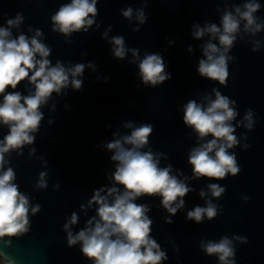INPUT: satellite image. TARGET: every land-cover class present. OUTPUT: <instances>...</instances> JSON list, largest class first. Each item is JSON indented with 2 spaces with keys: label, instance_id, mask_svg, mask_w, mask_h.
Instances as JSON below:
<instances>
[{
  "label": "water",
  "instance_id": "water-1",
  "mask_svg": "<svg viewBox=\"0 0 264 264\" xmlns=\"http://www.w3.org/2000/svg\"><path fill=\"white\" fill-rule=\"evenodd\" d=\"M66 2L70 0H0V13L6 14V18L23 13L25 20L20 31L30 36L29 25L42 30L44 43L52 49L49 59L53 65L60 60L73 65L91 61L98 66L96 72L85 70L82 91L69 88L67 95L53 94L42 109L44 120L30 147L36 148V156L44 157L47 168L36 156L29 157L28 146L23 149V156L13 152L9 157L20 191L30 196L33 205L40 204L41 210L31 217L29 233L13 238L10 247L0 244V252L14 264H91L80 252L79 245L67 246L63 224L75 211L80 219L73 231L84 227L86 220L95 215V206L85 214L80 205L87 203L95 189L111 186L106 179L114 171L111 153L95 145L110 141L114 131L127 133L129 130L122 127L124 122L151 123L154 131L149 147L169 157L161 159V166L171 163L174 170H182L190 177L192 170L187 153L195 146L196 136L183 124L182 106L190 99L200 102L201 96L211 94L215 87L236 101L237 120L249 108L255 113L254 129L239 127L235 133L238 138L246 133L247 141L241 139V145L246 142L250 147L244 150L238 145L230 150L237 156L240 173L221 181L190 180L189 186L196 191L184 198L185 208L172 217V224L164 222L168 214L159 207L158 197H142L137 203L151 207L148 213L153 220L151 234L168 255L164 264H218L215 256L201 251L199 243L233 234L248 239L247 244H236V264H264V46L252 52V44L246 42L250 38L241 41L238 37L229 53L235 60L229 62L230 77L224 87L196 72L202 58L199 45L208 37L194 40L191 26L193 23L203 26L206 21L219 24L217 9H224L225 0H148L146 6L143 0H98L99 29L93 25L87 33H74L69 38L71 43L51 30V15ZM243 2L227 0L229 8ZM259 2L264 5V0ZM129 6L133 9L143 6L148 17L139 32L132 31L137 25L134 19L130 23L121 15V10ZM256 15L264 18V7ZM3 23L4 19H0V25ZM109 25L112 27L109 37L122 35L125 46L139 49L141 58L145 52L160 53L172 78L156 88H144L137 76V66L129 63L131 54L123 61L114 59L111 46L102 39L101 34ZM16 31L13 30L14 35ZM254 39L264 42V32ZM170 40L175 41L171 46ZM190 45L192 53L187 51ZM84 51L87 55L81 56ZM105 76L109 77L107 83L103 81ZM97 77L101 79L97 81ZM25 84L22 82L17 88L22 94H27ZM53 104L55 112L50 111ZM49 119L54 120L52 125L48 124ZM7 131L0 126V139ZM41 171L48 172V187L44 190L35 187ZM57 183L60 187L54 191L53 185ZM208 183L226 188L221 198L213 200L221 206L223 214L200 224L186 220L188 210L204 206L198 192L201 188L206 190ZM244 196L249 200L245 201Z\"/></svg>",
  "mask_w": 264,
  "mask_h": 264
},
{
  "label": "clouds",
  "instance_id": "clouds-1",
  "mask_svg": "<svg viewBox=\"0 0 264 264\" xmlns=\"http://www.w3.org/2000/svg\"><path fill=\"white\" fill-rule=\"evenodd\" d=\"M147 2L143 0L145 6ZM97 4L98 0L62 3L50 17L52 32L63 35L66 42L71 43L69 38L74 33H87L93 25L99 29L100 25L96 24L99 15ZM262 7L264 5L259 0H244L241 5L229 8L225 0L224 9H217L219 24L207 21L203 26L192 24L191 36L194 40L208 37L199 45L202 58L198 61L196 72L200 77L227 87L229 62L235 60L229 53L238 37L241 41L250 38L246 42L252 44V52L264 46V42L254 39L258 33L264 32V18L256 15ZM121 15L130 23L133 19L137 22L133 32H139L140 26L148 20L143 6L137 9L129 6L121 10ZM0 19H4L0 25V126L8 129L0 139V244L10 247L13 238L29 233L31 217L40 212L41 206L38 203L33 205L30 196L20 191L9 157L13 152L23 156L26 146L29 147V157L36 156V148L30 146L34 145L44 120L42 109L49 104L53 94L67 95L69 88L82 91L85 70L96 72L98 66L91 61L73 65L60 60L53 65L49 59L52 49L44 43L42 30L29 25L27 33H31L30 36L20 31L25 20L22 12H17L12 18L0 13ZM14 29L17 30L15 35ZM110 32L111 25L101 36L111 46L113 58L123 61L130 53L129 63L137 66V76L144 88H156L172 78L160 53L145 52L141 58L139 49L127 48L122 35L109 37ZM168 43L171 46L175 41ZM187 51L192 53L193 47L188 46ZM86 55V51L81 52V56ZM96 79L99 81L101 78ZM108 80L109 77H103L105 83ZM22 82H26L27 94L17 90ZM136 87L139 89L140 85ZM50 111H56L55 104ZM182 112L183 124L196 136L195 146L187 153V163L192 170L190 177L182 170H174L171 163L161 166V159L168 160L169 157L149 147L154 131L151 123L137 125L133 121L124 122L122 127L129 130L127 133L114 131L110 141L95 145L111 153L114 171L106 176L111 186L95 189L87 203L80 205L85 214L95 206V215L86 220L84 227L73 231L80 219L75 211L66 217L63 224L67 246L79 245L80 252L91 264H164L168 255L151 234L153 220L148 215L151 207L146 203H137V200L158 197L159 207L168 214L164 222L172 224V217L185 208L184 198L196 191L189 186L190 180L204 178L221 181L240 173L237 156L230 150L238 145L244 150L250 147L246 142L241 145V139L247 141L246 133H242L240 138L235 133L239 127L249 131L254 129L256 120L253 110L247 109L243 118L237 120L236 101L214 87L211 94L201 96L200 102L188 100L182 106ZM53 123V119L48 120L49 125ZM36 159L47 168L43 156H36ZM47 177L48 172L41 171L35 187L46 189ZM59 187L58 183L54 184L53 190ZM225 191L226 188L218 183H208L206 190L201 188L198 192L205 202L204 206L197 205L188 210L185 219L200 224L205 219L211 221L222 215L221 206L213 200L221 198ZM242 198L249 200L248 196ZM237 243L247 244L248 239L235 234L222 236L219 240H201L199 248L206 255L215 256L218 264H236ZM174 250L179 251L178 248ZM0 256L5 258L6 264H14L3 252Z\"/></svg>",
  "mask_w": 264,
  "mask_h": 264
},
{
  "label": "crops",
  "instance_id": "crops-1",
  "mask_svg": "<svg viewBox=\"0 0 264 264\" xmlns=\"http://www.w3.org/2000/svg\"><path fill=\"white\" fill-rule=\"evenodd\" d=\"M0 264H6V260L2 256H0Z\"/></svg>",
  "mask_w": 264,
  "mask_h": 264
}]
</instances>
